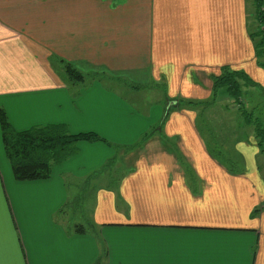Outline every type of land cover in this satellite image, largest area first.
I'll return each mask as SVG.
<instances>
[{
  "label": "crops",
  "instance_id": "0c3cea01",
  "mask_svg": "<svg viewBox=\"0 0 264 264\" xmlns=\"http://www.w3.org/2000/svg\"><path fill=\"white\" fill-rule=\"evenodd\" d=\"M261 2L0 0L12 128L106 141L21 182L0 133V264H264Z\"/></svg>",
  "mask_w": 264,
  "mask_h": 264
},
{
  "label": "trees",
  "instance_id": "16d2710c",
  "mask_svg": "<svg viewBox=\"0 0 264 264\" xmlns=\"http://www.w3.org/2000/svg\"><path fill=\"white\" fill-rule=\"evenodd\" d=\"M262 0H255L259 10ZM264 40V36H263ZM62 61H60L61 64ZM64 73L72 79L83 76L65 62ZM235 76L228 73L214 82L215 92L225 82L234 81ZM229 83V88L236 87V82ZM0 133L3 150L16 181H38L50 178L55 165L62 163L76 153L79 142H106L95 133L70 134L66 125L48 124L31 127L25 131H15L9 124L6 113L0 109Z\"/></svg>",
  "mask_w": 264,
  "mask_h": 264
},
{
  "label": "rangeland",
  "instance_id": "374dc122",
  "mask_svg": "<svg viewBox=\"0 0 264 264\" xmlns=\"http://www.w3.org/2000/svg\"><path fill=\"white\" fill-rule=\"evenodd\" d=\"M103 82V81H102ZM105 86H107V87H109V88H112L113 90H115V91H117L119 94H121V96H123L125 99H127V100H135L136 102H137V99L138 98H140V95H128L127 93H126V91H124L123 89H122V86L120 85V87H113V86H109V85H107L106 83H103ZM147 99V98H146ZM143 102H144V100H143ZM133 106L136 108V106L133 104ZM172 110V112L175 110V108H172L171 109ZM168 110H166L165 109V112H167ZM264 115V114H263ZM263 115H261V116H263ZM254 125V124H253ZM262 125L264 126V123L262 122ZM257 126V125H256ZM255 126V127H256ZM216 156H219V158H221L227 165H229V164H231L230 166H232V167H234V163L233 162H229L227 159H225V157H224V155H222L221 153H218V152H215L214 153ZM227 160V161H226ZM88 194L89 193H82L81 194V196H82V199H83V205H85L86 204V202H87V199H88ZM86 208V207H85ZM85 211V209L84 208H82V209H80L79 211H78V214L79 215H81L82 217H83V221H84V219L86 218V216H83L82 215V213ZM87 224H88V222L87 221H85V222H82L81 223V225H83L85 228L87 227Z\"/></svg>",
  "mask_w": 264,
  "mask_h": 264
}]
</instances>
